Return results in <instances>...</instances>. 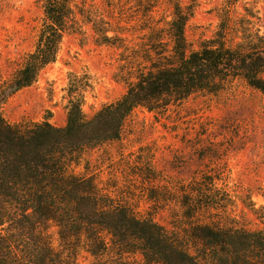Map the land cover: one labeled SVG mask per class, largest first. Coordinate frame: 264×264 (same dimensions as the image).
I'll return each instance as SVG.
<instances>
[{"label": "trees", "instance_id": "16d2710c", "mask_svg": "<svg viewBox=\"0 0 264 264\" xmlns=\"http://www.w3.org/2000/svg\"><path fill=\"white\" fill-rule=\"evenodd\" d=\"M41 1L44 21L35 48L2 88L5 94L36 82L57 60L78 14L91 17L84 0ZM197 5L139 0L130 20L98 26L102 43L122 49L119 74L126 91L92 116L78 90L70 91L64 126L11 123L0 113V264H83L84 252L90 264H133L134 253L144 264H264V228L233 222L213 191L214 177L183 185L173 220L164 225L139 215L96 176L74 170L85 149L120 139L137 108L165 114L193 94H219L237 80L264 96V35L250 20L239 24L227 14L215 36L195 47L186 28ZM151 193L159 202L157 190ZM260 218L264 224V214Z\"/></svg>", "mask_w": 264, "mask_h": 264}, {"label": "rangeland", "instance_id": "374dc122", "mask_svg": "<svg viewBox=\"0 0 264 264\" xmlns=\"http://www.w3.org/2000/svg\"><path fill=\"white\" fill-rule=\"evenodd\" d=\"M82 4L91 17L78 14L57 60L32 85L5 94L2 88L35 48L44 10L41 0H0V113L9 122L64 126L71 90L82 91L88 116L126 91L119 74L122 49L102 43L97 28L106 21L130 20L139 0ZM159 11L164 13L166 6ZM227 14L239 24L249 25L250 20V27L264 35V0H198L186 28L193 45L213 38ZM128 37L135 40L136 34ZM80 162L76 172L96 176L103 187L130 201L139 215L164 225L173 220L175 194L183 185L214 177L218 190L213 191L228 206L233 222L249 230L264 228V96L241 80L219 94H193L165 114L137 108L126 119L120 139L85 149ZM151 190H157L159 202L151 198ZM130 258L133 264H144L139 253ZM80 260L90 264L91 257L84 252Z\"/></svg>", "mask_w": 264, "mask_h": 264}]
</instances>
